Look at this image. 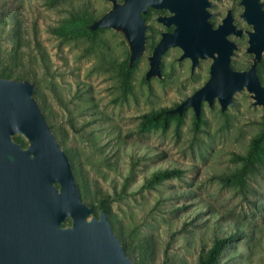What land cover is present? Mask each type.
I'll return each mask as SVG.
<instances>
[{"label":"rangeland","instance_id":"374dc122","mask_svg":"<svg viewBox=\"0 0 264 264\" xmlns=\"http://www.w3.org/2000/svg\"><path fill=\"white\" fill-rule=\"evenodd\" d=\"M238 2H213L214 26L231 8L236 26L249 30ZM109 9L106 0H0V76L5 69L7 79L35 85V100L86 183L83 201L107 199L111 228L133 263L198 264L215 237L233 234L216 264H264V162L242 181L223 180L241 168L233 157L246 155L251 139L264 132L263 108L243 91L223 113L215 101L211 108L203 103L198 119L188 108L166 129L162 121L144 126L145 114L174 109L202 87L210 61L191 75L190 62H177L181 52L170 48L160 62L163 79L145 82L146 56L165 30L152 13L145 55L125 86L120 73L128 51L119 35L101 30L63 39L51 32L75 13L87 10L91 21ZM231 40L238 47L231 67L248 69L247 37ZM258 68L264 86V58ZM165 169L182 174L147 186Z\"/></svg>","mask_w":264,"mask_h":264},{"label":"water","instance_id":"95a60500","mask_svg":"<svg viewBox=\"0 0 264 264\" xmlns=\"http://www.w3.org/2000/svg\"><path fill=\"white\" fill-rule=\"evenodd\" d=\"M110 9L82 27L91 37L112 30L128 51L126 69L146 52L144 16L149 8L166 11L157 22L163 32L146 56L144 80L163 79L160 62L177 48V62L189 60L190 74L202 61H210L205 84L165 115L181 117L191 108L198 119L203 103L216 101L223 113L234 97L246 91L253 107L264 110V86L258 66L264 58V2L240 0V19L250 28L236 27L229 10L213 28L211 0H106ZM218 1V0H213ZM247 37L248 69L231 67L238 50L231 37ZM28 80L0 76V264H135L114 234L108 217H98L80 195L70 161L47 123ZM264 122V114H263ZM20 136L24 146L14 139Z\"/></svg>","mask_w":264,"mask_h":264},{"label":"trees","instance_id":"16d2710c","mask_svg":"<svg viewBox=\"0 0 264 264\" xmlns=\"http://www.w3.org/2000/svg\"><path fill=\"white\" fill-rule=\"evenodd\" d=\"M91 19V14L86 10L82 13H75L71 18H69L66 22H64L60 26H56L53 29H51V32L63 39H72L76 37L77 35H85L91 38V35L82 29L83 26L89 24ZM100 31H97L95 33V36ZM93 40V39H92ZM16 56V55H13ZM262 69L258 68V77H261ZM121 75V81L123 85L128 86L129 85V79L131 72L127 70L126 68H122V71L120 73ZM11 76V73L9 71H6L3 69L1 77L8 78ZM165 112H153L149 114H145L144 117V126H158L159 122H163V129L167 128L168 121L172 119L175 115H165ZM16 141L19 143H25L20 137L15 138ZM264 132L261 134L255 136L251 139L249 149L244 156L235 155L233 157L234 161L241 162V168L239 171L233 175L225 176L223 177V180L225 179L227 182H231L233 180L236 181H242L244 179L245 174L252 171L255 168L256 164L264 162ZM62 147V144H60ZM67 157L69 158L71 168L74 173V177L77 181V185L79 188V192L81 195L82 200H86L88 197V190L86 183L83 182L79 175L77 170V164L75 163L74 158L69 153V151L64 150ZM182 171L179 169H165L161 171H157L152 174V176L146 180L147 186H152L153 184L160 183L163 180L175 178L181 176ZM94 214L97 212V210L104 211L107 215H110V210L108 208V202L107 199H101L99 202L91 201L89 205ZM110 220V218H109ZM236 240V237L233 234H230L228 236L223 237H215L211 247L207 251H203L198 258V264H216L218 261V258L222 251L225 249V247ZM124 250L127 251V247L125 244H123Z\"/></svg>","mask_w":264,"mask_h":264},{"label":"flooded vegetation","instance_id":"af4514ba","mask_svg":"<svg viewBox=\"0 0 264 264\" xmlns=\"http://www.w3.org/2000/svg\"><path fill=\"white\" fill-rule=\"evenodd\" d=\"M218 1H220V0H218ZM218 1H213V0H211L210 1V3H211V8L209 9V12L210 13H212L214 16L211 18V19H213L215 16H216V14L215 13H213V12H211L210 10L212 9V7H213V2H218ZM239 2H240V0H239ZM239 2H238V5H239ZM240 7V6H239ZM229 10H231V14H232V16H233V13H232V9L231 8H229V9H227L226 10V13H225V15H224V17L226 16V14H227V12L229 11ZM152 13H158V15L156 16V18H155V22L157 23V24H159V25H161L165 30L164 31H161L160 33H159V38H158V41L156 42V44L159 42V40H160V38H161V34L163 33V32H172L173 31V27H171V28H169V29H167V28H165L162 24H160V23H158L157 22V18L159 17V16H165V15H168V12H166V11H160V10H155V9H152V8H149L148 9V11H147V14L143 17L144 18V21H145V24H146V19H149V17H150V15L152 14ZM240 15V14H239ZM223 17V18H224ZM222 18V19H223ZM233 18H234V16H233ZM211 19L209 20V22L212 24V26H213V28H216L220 23H221V21H222V19H221V21H220V23H218L216 26H214V24L211 22ZM234 24H235V18H234ZM147 26H148V29H149V25L148 24H146ZM236 25V24H235ZM237 27V26H236ZM237 28H239V29H243V28H240V27H237ZM148 29H147V31H148ZM243 30H245V29H243ZM147 31H146V33H147ZM244 36V35H243ZM146 37H147V35H146ZM234 38V37H233ZM147 40H148V37H147ZM155 44V45H156ZM146 45H147V43H146ZM154 45V46H155ZM153 46V47H154ZM153 49V48H152ZM151 52V51H150ZM178 59V58H177ZM189 61V60H188ZM209 68V67H208ZM208 71H209V69H208Z\"/></svg>","mask_w":264,"mask_h":264}]
</instances>
